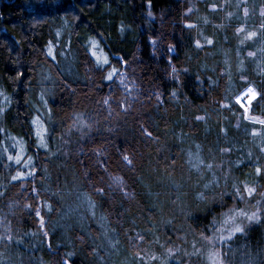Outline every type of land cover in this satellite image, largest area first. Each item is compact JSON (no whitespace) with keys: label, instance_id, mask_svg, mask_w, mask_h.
Returning <instances> with one entry per match:
<instances>
[{"label":"trees","instance_id":"obj_1","mask_svg":"<svg viewBox=\"0 0 264 264\" xmlns=\"http://www.w3.org/2000/svg\"><path fill=\"white\" fill-rule=\"evenodd\" d=\"M238 1L0 0L4 122L36 170L18 181L10 170L1 171L0 249L22 252L21 264H137L142 243L169 249L176 234L182 244L195 227L188 217L195 207H206L198 217L202 224L209 215L221 217L223 210L208 205L227 200L224 193L235 187L243 196L246 187L255 189L251 207L258 208L253 202L259 198L264 210V125L247 121L236 101L252 86L258 97L249 118L264 120V0H240L236 7ZM249 32L257 35L245 39ZM94 41L106 65L94 57ZM66 47L74 58L64 65L59 59ZM41 79L42 88L35 87ZM42 103L57 124L60 162L80 197L68 202V211L85 202L95 223L66 221V190L48 182L52 152L37 146L34 129V107ZM222 151L233 170L231 183L218 165ZM213 180L214 189L206 190ZM186 182L192 188H184ZM204 227L194 231L200 238ZM240 235V254L252 253L241 263L264 264V221ZM181 247L186 250V243ZM162 259L169 264L173 258Z\"/></svg>","mask_w":264,"mask_h":264},{"label":"rangeland","instance_id":"obj_2","mask_svg":"<svg viewBox=\"0 0 264 264\" xmlns=\"http://www.w3.org/2000/svg\"><path fill=\"white\" fill-rule=\"evenodd\" d=\"M244 2V0H241ZM31 4H36L38 3V0H30ZM240 0L238 2H235V6L237 7L239 4ZM230 0H223V4H229ZM195 4V1H194ZM260 11L264 12V10L260 9ZM231 15V14H230ZM51 48H54L53 46ZM53 51V49H51ZM91 50L94 55V57L97 59V61L101 65H106L108 63V58L104 52H102V49L99 45V43L94 41L91 45ZM63 56L59 60L63 62L64 65L70 64L73 62V52L71 51V48H65V52L62 51ZM51 54V53H50ZM52 57L53 54H51ZM107 61V62H105ZM115 69H112L109 74H112V78L115 75L114 72ZM41 70L40 72H42ZM107 75V79L108 76ZM40 75V74H39ZM41 78V75L40 77ZM109 80V79H108ZM49 82L50 80L47 79ZM46 82L45 79L37 80L35 82L38 88H42L41 85ZM51 82V81H50ZM237 82H240V77L237 80ZM48 95L51 98V93L50 90L47 89ZM240 94V93H239ZM238 94V95H239ZM258 95L256 96V98ZM6 98L4 96V93H0V159H3L5 156V160L3 162H0V182L3 180L2 176L4 175L1 173V171H4L5 174H7L10 170L11 173H13L12 176V181H18L22 179H28L30 176H34L36 174V170L33 169V166L35 165V159L30 156L28 157L27 155V150L24 146V143L19 142L18 137L10 132L5 124V116H6ZM47 103H42V107L40 104L38 106L34 107V111L38 114L35 116L34 120V129H35V137L37 146L40 149L47 150L49 154L52 152L50 155L51 159L54 160V163L52 162V167L50 166L47 170L46 173L48 174V182H54L56 185H60L63 187L66 192H65V214H66V221H71L72 219H82V223H95L96 222V216L95 212L93 211L92 207L86 206L91 212L88 214L84 208L85 202L80 203L79 206H77L75 203H77V200L80 199L76 194L77 189H74L73 184V178H69V170L66 168L65 165H63L60 160L63 159L62 153H61V142L58 137L55 136L54 131H56V125L53 122V117L51 114V110H47ZM249 111L250 108L247 109L246 114L248 115L247 121L249 122H254L257 124H261L259 121L261 120H253L249 118ZM264 125V124H263ZM59 146V147H58ZM56 147L58 149H56ZM226 152L222 151L221 156L219 157V162L218 165L222 166L224 168V173L226 179L230 178V176H233L231 171L233 172L232 168L229 165L228 160L225 158ZM217 156V155H216ZM62 158V159H61ZM17 159H19V163H17ZM223 159V160H222ZM216 161H218V157L216 158ZM231 161V160H230ZM12 170V171H11ZM22 174V175H21ZM2 175V176H1ZM13 177H17L16 179H13ZM215 180V178H213ZM212 181L206 190H211L214 189L215 181ZM233 180V177L228 179V181ZM190 181V178H188V182ZM188 182H186L187 185H184V188H192L188 186ZM191 182V181H190ZM229 183V184H230ZM63 185V186H62ZM193 189H190L189 192L187 193L188 198L193 197L192 191ZM176 192V190H173ZM234 193H229L225 192L224 196L228 198L227 200L221 201L219 200V203L217 206L215 205H208V210L214 206V208L218 210H223L222 216H218L217 218H212V215H209L208 222L203 223L202 221L198 220L199 215L203 214L205 212V208L202 207H195L196 211L194 215L190 214L188 217H190V221L195 224L194 229L191 232H187L184 235L183 243H186V250L190 251L192 253L186 252L185 249L181 247L182 244L176 242V234L174 237L175 244H172V246L169 247V249H166L164 245H159V246H151L147 245L145 243H142V253L138 255V263L137 264H162L163 263V256L164 254H169L172 260H170L169 264H210L208 260V253L212 250H218L221 258L224 262V264H243L241 263L242 259L244 257H252V253H244L241 255L240 250V245L243 244L242 236L240 234L243 233L244 230H246L250 225H254L257 221H260L261 219L264 221V210L261 207L262 200L257 198L256 201L253 202V204L257 205L258 208L253 210L251 207L252 204V195L249 196L248 193L244 190L243 192L245 193V196L240 194V187H235L233 189ZM34 197H37V201L40 200L39 197L35 192H33ZM254 195V193H252ZM261 198V197H260ZM181 197L178 196L177 199L174 200V204L176 205V213L179 215V218L182 219L183 216L185 215V210L180 211V208L182 207L181 204ZM177 200V201H176ZM215 198L211 201L213 203ZM70 201H74L75 203L72 204L70 207L72 211H68V206L70 204ZM69 202V204H68ZM192 202V201H191ZM193 203V202H192ZM195 205L199 204V201L196 200ZM221 203V204H220ZM264 203V202H263ZM186 206H190V204H186ZM38 210V209H37ZM179 212V213H178ZM245 213L247 216H251L253 213H257V218L254 220L249 221L245 215H241V213ZM209 214V213H207ZM262 215L263 217L260 218L259 215ZM76 215V216H75ZM89 216L86 219V216ZM85 217V219H84ZM177 218V219H176ZM175 216V223L177 222L178 224L180 223V219ZM75 220H73L74 223ZM39 226L43 228L45 223V220L41 218V216L38 219ZM55 220L53 221V223ZM3 223H1L2 225ZM75 224V223H74ZM176 226V224H175ZM205 226V227H204ZM234 226H240L243 228L242 232H237L234 233L231 236V239H228L226 241H222L220 238L227 237L234 228ZM204 227L205 232L201 234L200 233H194V231L197 228ZM196 234V235H195ZM240 235V236H239ZM209 238L212 243H209L208 239ZM192 239V240H191ZM195 239V241L193 240ZM178 241V240H177ZM2 241H0V246H1ZM16 251V250H15ZM14 251V252H15ZM9 250H2L0 249V264H21L22 258H20L22 252L19 251L18 253H14ZM168 252V253H167ZM19 254V255H18ZM203 260L201 261V259ZM165 264V263H163ZM257 264H261V260H258Z\"/></svg>","mask_w":264,"mask_h":264},{"label":"snow or ice","instance_id":"obj_3","mask_svg":"<svg viewBox=\"0 0 264 264\" xmlns=\"http://www.w3.org/2000/svg\"><path fill=\"white\" fill-rule=\"evenodd\" d=\"M245 15H247V9H245ZM262 15H264V12H262ZM188 27H193V25H188ZM237 31H238V32H243L244 29H242V28H241V29H237ZM256 35H257L256 32H249V33H247L245 39H252V38L255 37ZM207 43H208V44H212L213 41H212L211 39H208V40H207ZM196 46H197V47H201V44H200L199 41H196ZM252 55H254V53L249 52V56H252ZM105 62H107V61H105ZM114 72H115V70H114ZM108 79H109V80L112 79V74H109ZM257 95H258V93L255 91L254 88H252V87H248V88L246 89L245 96L248 98L249 104L251 103L252 100L256 99V96H257ZM105 102H107V101H105ZM239 102H240V101H239V99H238V100H237V103H239ZM225 107H227V105H225ZM245 111H247V109H245ZM196 119H197V120H203L204 117H197ZM259 122H260L261 124H264V120H261V121H259ZM147 134H148L149 136L151 135V133H147ZM123 159H124L127 163L131 164V160L129 159L128 156H124ZM17 163H19V159H17ZM207 167L210 168L211 165H208ZM256 171H257V174H259V173L261 172V169H260V168H257ZM21 175H22V174H21ZM16 178H17V177H13V179H16ZM113 182L119 184V183L121 182V178H120V177H114V178H113ZM244 190L248 193L249 196H251L252 193L255 191V189H253V188H247V187H246ZM37 215H39V213H37ZM241 215H245L246 218H247L249 221L254 220V219L257 218V213H253L251 216H247L245 213L242 212ZM242 231H243V228H242V227H240V226H234V228L232 229V231H230V233H229V235H228L227 237H223V236H222L220 239H221L222 241H226V240H228V239H231V236H232L234 233L242 232ZM9 239H10V238H9ZM205 239H208L210 244L212 243V241H211L209 238L206 237ZM208 260H209L210 264H224V262H223V260H222V258H221V255H220V253H219L218 250H212V251H210V252L208 253Z\"/></svg>","mask_w":264,"mask_h":264},{"label":"built area","instance_id":"obj_4","mask_svg":"<svg viewBox=\"0 0 264 264\" xmlns=\"http://www.w3.org/2000/svg\"><path fill=\"white\" fill-rule=\"evenodd\" d=\"M245 92H246V90L243 93H241L239 97H237V100L239 99V101H240L239 105L241 106V108L244 111H245V109H248L250 104H251V103L249 104L248 98L245 96Z\"/></svg>","mask_w":264,"mask_h":264},{"label":"flooded vegetation","instance_id":"obj_5","mask_svg":"<svg viewBox=\"0 0 264 264\" xmlns=\"http://www.w3.org/2000/svg\"><path fill=\"white\" fill-rule=\"evenodd\" d=\"M203 259V258H202Z\"/></svg>","mask_w":264,"mask_h":264}]
</instances>
